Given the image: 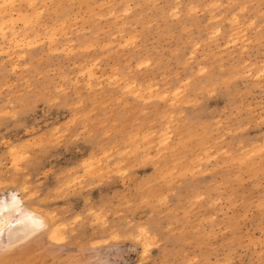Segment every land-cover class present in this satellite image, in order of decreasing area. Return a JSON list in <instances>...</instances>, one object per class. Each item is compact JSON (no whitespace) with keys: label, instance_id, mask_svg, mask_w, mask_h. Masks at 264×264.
Segmentation results:
<instances>
[{"label":"rangeland","instance_id":"rangeland-1","mask_svg":"<svg viewBox=\"0 0 264 264\" xmlns=\"http://www.w3.org/2000/svg\"><path fill=\"white\" fill-rule=\"evenodd\" d=\"M12 194L0 264H264V0H0Z\"/></svg>","mask_w":264,"mask_h":264},{"label":"bare ground","instance_id":"bare-ground-1","mask_svg":"<svg viewBox=\"0 0 264 264\" xmlns=\"http://www.w3.org/2000/svg\"><path fill=\"white\" fill-rule=\"evenodd\" d=\"M0 203L4 205V211L0 214V245L14 248L49 227L42 215L27 208L23 200L15 194L10 198L0 199ZM57 232L56 228H52L50 237L56 238Z\"/></svg>","mask_w":264,"mask_h":264},{"label":"snow or ice","instance_id":"snow-or-ice-1","mask_svg":"<svg viewBox=\"0 0 264 264\" xmlns=\"http://www.w3.org/2000/svg\"><path fill=\"white\" fill-rule=\"evenodd\" d=\"M14 200H15V198H13ZM3 211H4V205H3V203H0V214H2L3 213ZM34 223H38L37 221H33ZM144 230L143 229H141V232H143ZM147 254V253H146Z\"/></svg>","mask_w":264,"mask_h":264}]
</instances>
